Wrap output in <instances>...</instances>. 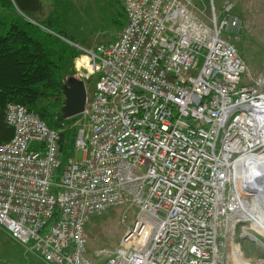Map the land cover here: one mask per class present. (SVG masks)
Here are the masks:
<instances>
[{"label":"built area","instance_id":"obj_1","mask_svg":"<svg viewBox=\"0 0 264 264\" xmlns=\"http://www.w3.org/2000/svg\"><path fill=\"white\" fill-rule=\"evenodd\" d=\"M229 4L219 18L214 0H125L114 40L72 43L78 77L98 76L77 115L79 162L62 164L58 127L8 103L0 229L45 264H264L232 247L252 200L234 173L264 155V70L244 80L222 35L236 25ZM110 207L134 217L114 250L89 259L85 226Z\"/></svg>","mask_w":264,"mask_h":264},{"label":"rangeland","instance_id":"obj_2","mask_svg":"<svg viewBox=\"0 0 264 264\" xmlns=\"http://www.w3.org/2000/svg\"><path fill=\"white\" fill-rule=\"evenodd\" d=\"M124 1L39 0L40 11L32 15V18L36 23H41L43 28L72 39L71 44L93 47L108 43L117 37L125 23ZM227 4H229V13L236 20V25L227 31L223 30L222 35L229 39L244 61L248 74L245 73L243 78L247 83H251V78L264 70V0H229V2L214 0L215 11L219 18L226 13L224 8ZM206 10L207 15H210L209 6ZM195 12L201 15L199 9ZM2 14L6 13L1 11ZM74 59V56L70 58L67 69L61 74L62 84L69 76L79 78L74 68ZM97 79L98 76L93 75L89 80H85L87 94L94 91ZM62 102L61 96L56 95L55 99L40 101L39 106L46 109L47 115L44 118L46 124L52 128L58 127L64 135V149L60 157L62 164L68 162L69 156L79 162L83 158V151L74 146V138L76 132L85 127L86 123L82 116L59 120ZM52 178L54 182H58L59 169L55 170ZM121 211V207H110L101 214L91 216L88 220L85 230L87 233L86 254L89 259L97 260V251H112L119 244L124 229L134 217L133 211H130L125 223H122ZM251 227L264 233L257 227L253 218H245V221L237 225L234 239L239 243L237 244L240 245L244 255L255 260L258 257H264V234L258 232V240L250 235L240 236L242 228L249 233H257ZM0 264L45 263L34 254L27 253L22 245L0 229Z\"/></svg>","mask_w":264,"mask_h":264},{"label":"trees","instance_id":"obj_3","mask_svg":"<svg viewBox=\"0 0 264 264\" xmlns=\"http://www.w3.org/2000/svg\"><path fill=\"white\" fill-rule=\"evenodd\" d=\"M40 6L39 0H0V143L13 135L5 122L7 104H23L44 120L40 101L63 99L61 74L77 55L72 39L34 21ZM58 119H64L61 112Z\"/></svg>","mask_w":264,"mask_h":264},{"label":"bare ground","instance_id":"obj_4","mask_svg":"<svg viewBox=\"0 0 264 264\" xmlns=\"http://www.w3.org/2000/svg\"><path fill=\"white\" fill-rule=\"evenodd\" d=\"M248 160L249 165L250 163H254L258 170L264 173V155L251 157V159ZM249 165L247 167L246 173L245 170L234 173V176H236L235 178H237V182L240 184V186L242 188L246 187V189H249L252 196V200L249 203L244 200L241 201L242 213L246 219L253 218L257 224V227H259L260 230L264 232V175L255 177L254 179L249 177ZM251 229L254 228L251 227ZM254 230L257 231L256 229ZM233 244L234 243H232L233 250L235 251L239 248V246L237 243H235V245Z\"/></svg>","mask_w":264,"mask_h":264},{"label":"water","instance_id":"obj_5","mask_svg":"<svg viewBox=\"0 0 264 264\" xmlns=\"http://www.w3.org/2000/svg\"><path fill=\"white\" fill-rule=\"evenodd\" d=\"M61 88L64 97L61 107L62 117L69 119L82 113L87 98L83 80L75 76H69L61 85Z\"/></svg>","mask_w":264,"mask_h":264},{"label":"clouds","instance_id":"obj_6","mask_svg":"<svg viewBox=\"0 0 264 264\" xmlns=\"http://www.w3.org/2000/svg\"><path fill=\"white\" fill-rule=\"evenodd\" d=\"M62 104H63V102H62ZM61 107H62V105H61ZM261 175H264V173H262L260 170H258V168L256 167V165L254 163H250L249 170H248V176L254 179L255 177H258Z\"/></svg>","mask_w":264,"mask_h":264},{"label":"crops","instance_id":"obj_7","mask_svg":"<svg viewBox=\"0 0 264 264\" xmlns=\"http://www.w3.org/2000/svg\"><path fill=\"white\" fill-rule=\"evenodd\" d=\"M227 2H229V0H226Z\"/></svg>","mask_w":264,"mask_h":264}]
</instances>
